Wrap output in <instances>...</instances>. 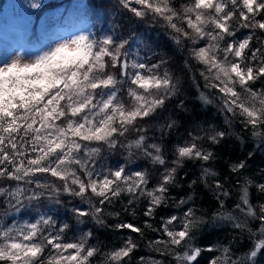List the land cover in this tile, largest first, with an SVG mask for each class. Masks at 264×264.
Here are the masks:
<instances>
[{
	"label": "snow or ice",
	"instance_id": "obj_1",
	"mask_svg": "<svg viewBox=\"0 0 264 264\" xmlns=\"http://www.w3.org/2000/svg\"><path fill=\"white\" fill-rule=\"evenodd\" d=\"M118 4L140 22L149 15L162 21L177 47L203 66L199 76L206 87L215 90L222 110L231 114L227 123L240 119L264 144V0H187L180 8L175 0H118ZM30 7L37 9L40 3L33 0ZM116 27L113 34L102 37L92 38L84 32L56 37L47 51L29 62H21L18 54L0 62V180L9 184L0 186V203L20 211L27 206L25 201L39 203L53 194L57 204L69 197L79 200L69 210L75 223L60 222L39 211L34 220L7 223L4 216L9 209H4L0 264H92L101 255V249L91 244L93 231L80 229L78 236L67 237L77 225L86 227L89 218L106 228L143 236L144 229L131 222L105 224L102 206L126 193L132 215L136 214L133 205L144 198L148 202L144 216H154L158 207L168 203L169 188L180 186L177 175L186 160L214 159L215 154L201 141L217 144L227 134L211 125L193 128L186 140L173 147L169 161L162 140L176 121L159 125L161 142L149 137L146 127L179 94L178 79L167 69L161 72L167 61L147 44L148 54L130 60V37L116 35ZM185 67L191 69L188 60ZM125 90L131 107L122 100ZM201 99L210 102L204 93ZM177 107L183 108V101ZM132 128L136 138L121 141ZM104 145L127 150L124 163L97 170L95 157ZM133 146L145 160L163 168L155 184L150 186L147 169L130 167ZM245 167L243 160L230 166L237 175ZM260 171L264 175V169ZM216 176L202 165L200 176L189 187L197 181L204 183L214 192L218 208L210 216L207 212L197 215L198 210L189 206L196 202L194 191L187 198H172L180 215L162 217L159 228L145 221L146 228L166 237L149 241L147 247L170 256L174 264H199L205 250L223 253L213 256L209 264H264V203L253 204L250 198L252 188L264 196V183L248 177L237 181L238 199L228 209L225 202L232 192ZM108 215L119 217L120 213ZM249 220L258 227H250ZM221 224L247 234L249 243L242 256L232 259L230 247L206 249L198 244L201 229ZM137 247L129 236L120 247L103 253L101 264H127ZM145 260L140 257L138 264ZM147 260L165 264L152 257Z\"/></svg>",
	"mask_w": 264,
	"mask_h": 264
},
{
	"label": "trees",
	"instance_id": "obj_2",
	"mask_svg": "<svg viewBox=\"0 0 264 264\" xmlns=\"http://www.w3.org/2000/svg\"><path fill=\"white\" fill-rule=\"evenodd\" d=\"M32 2L33 0H0V34L11 33L14 36L15 44L29 52L37 51L40 47L47 46L52 42L57 33L56 23L70 24L77 17L87 15L94 22L95 28L92 32H85V34L92 38L102 37L105 33V28L102 31L100 27L101 24L102 26H109L111 34H113L114 26H119L115 28L116 35L127 33L130 37L131 47L128 54L131 59H142L148 54L145 44L151 46L153 51L163 55L167 63L161 72L167 69L171 75L178 79L179 94L169 101L165 110L161 111L152 121L147 122L146 131L149 137L154 138L156 142H161L159 125L166 123L169 119L176 121L174 128L165 131L162 140L164 152L169 161L172 159L173 147L178 141L186 140L188 138L187 133L193 128L199 129L211 125L217 130L227 133L220 138V142L217 144H211L207 140L201 141L205 149L215 154L214 159L210 162L186 160L177 175V183L180 186L169 188L170 199L168 203L158 207L154 216H144V210L148 206V202L144 198H140L133 205L136 214L132 215V208H128L126 193L119 200L113 201L111 205L102 206L105 213L102 219H104L105 224L121 221L131 222L144 229L143 236L130 230L106 228L96 224L91 218L87 221L86 227L77 225L74 231L67 233L68 239L71 240L74 236L79 235L80 229L93 231L91 244L101 249V255L93 259L92 264H101L104 259L103 253L120 247L122 241L129 236L136 241L138 247L133 251L130 259L126 258L127 264H138L140 257L146 258L145 264H150L147 260L148 257L164 260L165 264H174L170 256H163L147 247L149 241L158 238L165 239L166 237L161 232L146 228L145 221L152 224L153 228H159L162 217H168L170 214L180 215V211L173 203L172 198L176 200L187 198L193 191L196 202L189 206L198 210L197 215L201 212H207L210 216L218 208L214 192L200 181L189 187L190 183L200 176L202 165L210 167L217 174L216 178L224 182L225 187L231 190L232 195L225 202L226 208L231 209L238 199L237 181L242 182L244 177H248L255 183H264V175L260 171L264 169V144L258 137L252 136L250 129L245 128L240 119L235 118L231 120V124L227 123L231 114L222 110V101L215 90L206 87L204 79L199 76L203 66L188 57L186 51L177 47L162 21L154 20L149 15L140 22L123 10L118 4V0H38L40 7L37 9L30 7ZM175 3L176 7L180 8L181 5L187 3V0H175ZM243 35L244 30L241 31L240 37ZM185 60L190 62V70L185 67ZM201 93H204L210 102L206 103L202 100ZM122 100L127 105L131 103L126 90ZM181 101H183L184 107L178 108L177 105ZM135 138L136 131L132 128L127 134V138L121 137L120 139L127 143L128 140ZM152 142V139L148 141V143ZM132 151L135 153L133 156L134 164L130 167H133V170L147 169L150 175V186L155 184L159 174L163 172V168L145 160L140 152L135 149V146H133ZM249 153L252 155L249 156ZM127 155L128 151L119 146L116 149H110L104 145L100 156L95 157L98 161L95 167L97 170L106 167L114 169L117 164L124 163ZM242 160L245 161L246 167L239 175L232 173L230 166ZM49 179L52 178L49 177ZM208 183L212 184L213 180L209 179ZM0 186L7 188L9 184L7 181L0 180ZM250 198L253 204L264 203V196L256 193L254 188L250 189ZM55 199V194H53L50 199H44L39 203L25 201L27 206L20 211L11 210L9 205L0 203V215H4V209H9L8 214L4 216L7 223H12L14 220L23 222L34 220L39 211L41 214L54 217L57 221L75 223V219L69 210L74 203L78 204L79 200L73 201L69 197L57 204ZM81 206L89 207L87 204ZM125 208H128V211H125ZM112 212H119V217L108 215ZM249 226L258 227L251 220H249ZM197 242L206 249L216 245L230 247L232 259L242 256L249 243L247 234H241L239 230H234L231 224L201 229L197 235ZM213 256L222 257L223 253H210L205 250L198 258L199 264H209Z\"/></svg>",
	"mask_w": 264,
	"mask_h": 264
},
{
	"label": "rangeland",
	"instance_id": "obj_3",
	"mask_svg": "<svg viewBox=\"0 0 264 264\" xmlns=\"http://www.w3.org/2000/svg\"><path fill=\"white\" fill-rule=\"evenodd\" d=\"M57 15V14H56ZM58 22V21H57ZM44 25V23H42ZM57 27V33L55 37L53 38L52 42L48 44L47 46L40 47L39 50L34 52H29L24 48H20L17 44L14 42V36L7 32L6 34H0V62L3 60H10L12 58H16L18 54V58L21 62H29L31 58H33L35 55H38L42 53L43 51H47L49 46L54 44L55 38H61L66 37L70 38L72 34H79L80 32H92L95 28L94 22H92V19L88 17L87 15H83L80 17H77L73 23H56ZM102 31L105 28L104 35L111 34L109 26H102ZM101 37V36H100ZM130 60L131 56L129 55ZM129 107L132 106V103L128 104Z\"/></svg>",
	"mask_w": 264,
	"mask_h": 264
}]
</instances>
